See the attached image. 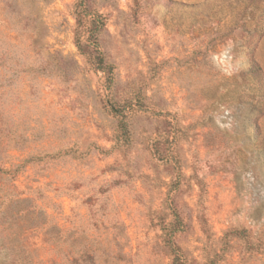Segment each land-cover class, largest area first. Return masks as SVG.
<instances>
[{"label": "rangeland", "instance_id": "obj_1", "mask_svg": "<svg viewBox=\"0 0 264 264\" xmlns=\"http://www.w3.org/2000/svg\"><path fill=\"white\" fill-rule=\"evenodd\" d=\"M75 2L0 0V264H264V0Z\"/></svg>", "mask_w": 264, "mask_h": 264}, {"label": "trees", "instance_id": "obj_2", "mask_svg": "<svg viewBox=\"0 0 264 264\" xmlns=\"http://www.w3.org/2000/svg\"><path fill=\"white\" fill-rule=\"evenodd\" d=\"M85 0H76L74 3V9H75V16H76V27L82 26L85 27L87 37L81 41V33H76V46L78 50L81 53L88 52L89 54L93 55L94 62L96 63L97 68L101 66L102 64V57L100 56V53L98 51V46L96 44V32L99 29L100 24H102V21L100 20V16L96 14H91L86 11L85 8ZM82 30V29H81ZM2 130V121H1V113H0V134ZM8 158L7 151H4V141L0 137V174L1 175H10L11 173H14L17 171L19 166H10L6 167V164H8V161L6 160ZM0 187V191H1ZM26 200L19 199V203H24ZM1 204V203H0ZM176 219V223H178V215L176 213H172ZM245 233L244 230H240L237 233V230H230L227 234H234L233 237L237 239H242L243 234ZM172 232H166L164 234V237L166 239V243L169 249V256L171 257L170 264H187L186 258L183 257L179 249H177L174 246L173 238H172ZM69 250V249H68ZM82 252V251H80ZM63 259H60L58 261L56 260H50V264H86V261L83 259L85 256L84 254H80L78 259H72L70 257V253L63 255ZM88 258V257H87ZM85 261V262H84Z\"/></svg>", "mask_w": 264, "mask_h": 264}]
</instances>
